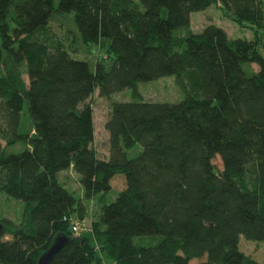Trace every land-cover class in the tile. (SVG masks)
I'll return each mask as SVG.
<instances>
[{"label":"trees","instance_id":"16d2710c","mask_svg":"<svg viewBox=\"0 0 264 264\" xmlns=\"http://www.w3.org/2000/svg\"><path fill=\"white\" fill-rule=\"evenodd\" d=\"M215 4L254 38L213 23L192 31L191 13ZM56 13L72 14L86 43L104 42L109 62L91 69L51 39ZM263 29L264 0H0V68L6 55L28 76L25 87L0 77V139L29 146L0 148V194L27 215L0 219V264H37L58 234L68 241L49 264H95L71 228L84 208L60 175L70 167L86 200L118 190L100 213L114 264H263L239 248L264 241ZM165 76L183 98L144 101L138 84ZM95 89L131 91L111 104L107 158L93 147Z\"/></svg>","mask_w":264,"mask_h":264},{"label":"rangeland","instance_id":"374dc122","mask_svg":"<svg viewBox=\"0 0 264 264\" xmlns=\"http://www.w3.org/2000/svg\"><path fill=\"white\" fill-rule=\"evenodd\" d=\"M139 3V0H134ZM191 29L194 32H200L204 26L213 23L225 29L229 38L243 37L246 39L254 38V29L247 24H236L227 19L219 4L212 5L203 11H194L190 16ZM49 36L51 39L57 40L61 46L76 59L85 60L89 63L91 69L98 62H109L106 46L104 42L86 43L82 40L78 28L75 24L72 14L56 13L52 16L48 24ZM259 31V30H258ZM264 38V29L261 30ZM1 45V44H0ZM0 77H7L15 81L19 87H25L28 83V76L24 65H15L13 61L4 55V64L0 68ZM138 88L141 98L149 102H178L183 98L181 90L177 87L173 76H165L157 80L140 82ZM131 91L126 89L119 93L112 94L111 97H102L95 89L90 98L93 107V128L94 140L93 147L100 158L108 156V134L105 129V121L114 101L130 100ZM25 105V104H24ZM20 130L27 137L34 134L33 122L24 106L21 119ZM29 147L26 143H18L13 148H6L4 141L0 139V148L6 150L19 151ZM141 147L136 145L127 151V156L132 158L137 155ZM214 163L220 166L218 157L214 159ZM62 180L66 182L83 203V211L79 212L76 219V225L79 227L76 235L85 236L91 243L96 255L95 264H114L106 255L105 240L103 236L104 227L100 221V213L102 202H111L115 199L118 190L111 189L102 199L101 196L93 197L90 200L83 198L82 188L79 184L78 175L70 167L61 174ZM6 218L15 224L27 220L25 208L22 203L10 199L0 194V219ZM239 248L246 254L264 264V241L254 242L240 238ZM198 260L193 259L189 264H197Z\"/></svg>","mask_w":264,"mask_h":264},{"label":"water","instance_id":"95a60500","mask_svg":"<svg viewBox=\"0 0 264 264\" xmlns=\"http://www.w3.org/2000/svg\"><path fill=\"white\" fill-rule=\"evenodd\" d=\"M2 224H0V229ZM68 238L65 235L58 234L54 237L53 242L49 248L42 253L39 257L37 264H49L53 259L54 255L62 249V247L67 243Z\"/></svg>","mask_w":264,"mask_h":264},{"label":"built area","instance_id":"2783aa9c","mask_svg":"<svg viewBox=\"0 0 264 264\" xmlns=\"http://www.w3.org/2000/svg\"><path fill=\"white\" fill-rule=\"evenodd\" d=\"M76 224H77L76 222L71 223V228L74 231V233H77L79 230V227Z\"/></svg>","mask_w":264,"mask_h":264}]
</instances>
